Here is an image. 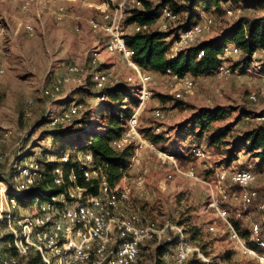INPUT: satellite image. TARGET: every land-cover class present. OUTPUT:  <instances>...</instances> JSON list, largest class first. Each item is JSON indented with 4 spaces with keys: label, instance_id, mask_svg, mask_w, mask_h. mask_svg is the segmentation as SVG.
<instances>
[{
    "label": "built area",
    "instance_id": "2783aa9c",
    "mask_svg": "<svg viewBox=\"0 0 264 264\" xmlns=\"http://www.w3.org/2000/svg\"><path fill=\"white\" fill-rule=\"evenodd\" d=\"M4 0H0V5ZM32 0H24L20 8L25 12ZM113 1V0H110ZM129 2L132 5H129ZM142 0H120L117 4L105 5L101 9L100 17L89 20L93 32L101 36V43L95 46L89 57L90 80L94 88L102 89L107 85L124 81L134 87L133 94L139 104L127 118V125L122 135L113 140L114 147L120 149L127 145L134 146V153L129 160V165L140 163L138 150L148 148L157 154L159 158L169 164L166 178L171 180L176 176H182L205 184L210 191L209 208L214 212L217 219L223 225L235 247L245 254L253 264H264V238L260 235L261 228L258 222H250L249 245L241 236L229 216L227 207L223 204L227 199L240 201L244 206L249 205L258 196V191L252 185L260 182L264 186V165L259 172L256 167H234L219 165L216 170L217 182L215 189L207 177L199 175L191 167H182L176 157L169 152L160 149L139 130V119L144 104L152 94L151 84L158 76L161 82L168 88L169 94L176 101H183L194 92L195 79L190 73L179 74L167 69L164 74H154L143 69L134 60V51L127 45L124 39L126 29L123 26L125 16L133 7H141ZM241 8H226L225 12L232 15L240 12ZM66 7L58 5L55 12L56 20H64ZM178 19V14L168 4L163 5L157 17L143 24H135L136 31L156 27L159 30H167ZM215 24L211 14L202 15L193 24L178 30L170 47L169 56L192 44L203 40L204 35L210 32ZM24 27L32 33L33 27L25 24ZM6 36V27L0 21V55L4 51L3 38ZM254 51L252 59L257 54ZM264 53V51H260ZM118 54L123 63L130 69L124 77H120L113 64L105 69H99L103 54ZM203 52L199 53V56ZM243 51L233 43H227L219 56L220 63L216 69L217 75H228L235 72L236 68L227 65L231 57H242ZM254 61V59H253ZM66 75L57 78L54 88L62 82H74L83 86L85 78L81 75L82 68L75 64L66 67ZM253 69L258 70L260 79L258 91L248 94L250 103L264 100V60L255 62ZM5 74V68L0 64V79ZM156 76V77H155ZM44 94L51 95L52 88L47 87ZM104 95L99 96L100 101ZM130 101L126 96L123 103ZM81 105L69 104L61 113H56L50 120L51 125L65 123L77 115ZM156 119L165 117L164 111L155 108L152 111ZM257 121H264V112L253 117ZM160 126H155L159 131ZM11 136L10 130L0 133V146L7 143ZM27 135H24L26 137ZM23 138V137H22ZM20 138V141L23 139ZM20 143V142H19ZM18 152L13 160L12 170L16 171L13 176L14 190L11 192L5 181L0 180V264H19L29 254L39 256L42 264H135L140 255L141 245L150 240H164L172 232L176 235L175 258L182 263L195 256L202 264H230L226 260L213 261L205 255L200 246L187 238L185 228L169 218L160 222H141L134 214L127 212L132 190H141L144 186L142 177L132 181L123 176L115 185H110L104 177L100 179L98 191L90 194L84 187L76 184L68 185L61 194L52 195L43 202L37 199L27 207L21 203L19 194L28 189L39 178L41 163L37 160L21 159L24 149L16 143ZM79 169L83 170L84 177L89 180L97 176V171L92 169V155L87 151L75 150ZM192 154L200 160L210 158V151L201 146L194 145ZM57 161H67L68 155L63 154L56 158ZM146 171V169L144 170ZM54 184L65 182L64 168L57 165L54 170ZM68 179L74 181L73 171L68 174ZM231 184H238L240 192L225 187L226 180ZM32 209L25 211V209ZM258 208L264 211V197L258 202ZM211 232H217L219 228L214 224L208 226Z\"/></svg>",
    "mask_w": 264,
    "mask_h": 264
},
{
    "label": "rangeland",
    "instance_id": "374dc122",
    "mask_svg": "<svg viewBox=\"0 0 264 264\" xmlns=\"http://www.w3.org/2000/svg\"><path fill=\"white\" fill-rule=\"evenodd\" d=\"M23 1L4 0L0 5V21L6 27V36L3 38L4 51L0 55V64L5 68V74L0 79V133L5 130L11 131L7 143L0 146V172L5 175L10 173L13 160L17 157V142L24 151L49 149L43 158L46 161H54L57 158L54 155L57 144L53 143L51 134L63 130L66 135H71L77 127H80L74 124V120H70L54 128L51 124L43 122L44 116L49 115L51 120L58 110L65 109L74 102L82 103L81 113L100 105L101 101L92 94L97 89L89 79L88 62L91 50L101 43V36L91 30L89 20L99 18L101 9L105 5H114L120 0H32L25 12L20 8ZM186 1L175 0L178 4ZM235 1L239 0H231L227 5L225 1L221 2L223 10L212 15L215 24L203 39L224 32L241 13L252 16L264 12V7H256L253 10L241 8L240 12L236 11L228 15L225 9L228 4L234 5ZM61 4L66 7L67 15L64 20H56L55 12ZM129 5L132 3L129 2L127 6ZM204 14L208 12H201V16ZM25 24L33 27L32 33L26 30ZM240 59L241 57H231L226 63L234 68ZM253 59L251 67L246 70L237 68L228 75L212 73L194 77V92L179 102L178 106H175L176 100L164 97L170 95L169 90L161 82L162 79L155 76V82L151 84L152 94L140 114L139 127L155 123L156 126H160V130L169 132L196 108L219 105L231 111L215 124L221 127L231 124L232 131L228 139L232 140L236 134L257 122L252 117L240 118L241 109L264 112V100L250 103L247 99L249 93L259 89L258 70L253 67L255 62L260 63L264 60V53L257 52ZM113 60L112 56L103 54L98 68H107ZM114 61L116 63L113 65H116L115 70L120 77L129 73V68L121 60ZM69 63L82 68L84 85L62 82L60 86L58 85L59 88L55 89L56 79L66 75V67ZM47 87L52 88L51 95L44 94ZM157 107L165 114L161 120L156 119L152 114L153 109ZM92 119L98 121L99 116H93ZM20 138L23 140L20 141ZM26 138L29 139L26 141ZM41 138L44 140L42 141ZM37 141H40L39 145L34 146ZM193 144L207 148L210 151V158L200 160L194 157L189 166L199 175L206 176L215 189L218 185L216 170L221 164V156L202 141H194ZM138 156L140 163L129 166L126 176L129 181L142 177L144 186L141 190H132L127 212L136 215L143 223L160 222L165 218L176 222L188 218L203 231L201 241H208V253L213 261L226 260L230 264H253L252 260L235 247L228 233L223 231L222 223L209 208L210 191L205 184L182 176L168 180L166 174L170 168L169 164L148 148H140ZM33 157L34 154L27 156L26 161ZM248 157L244 152L239 153L237 160L231 166L256 167V158L248 159ZM241 164L243 165L240 166ZM254 186L259 190L260 196L264 197V187L261 183L258 182ZM237 191L240 192V189ZM45 200L43 199V202ZM29 205L25 204L27 207ZM225 206L231 220L238 218L241 210L245 213L240 215L244 227L251 221L264 224V212L259 211L255 205L247 207L237 201ZM28 208L25 211L32 210ZM211 224L217 226L219 230L211 232L208 229ZM160 242L161 239L144 242L135 264H153L154 249ZM165 259L168 264H179L175 258V250L165 256Z\"/></svg>",
    "mask_w": 264,
    "mask_h": 264
},
{
    "label": "trees",
    "instance_id": "16d2710c",
    "mask_svg": "<svg viewBox=\"0 0 264 264\" xmlns=\"http://www.w3.org/2000/svg\"><path fill=\"white\" fill-rule=\"evenodd\" d=\"M222 1H225L226 5L227 2H231V0H187L185 3L178 4L175 0H142V6L131 8L123 22L126 29L124 39L134 51V60L143 69L154 74H164L167 69H170L179 74L190 73L193 77H196L215 73L224 46L227 43H233L244 53L239 63L234 65V68L249 69L253 62V52L257 50L264 51V12L252 16L241 13L224 32L181 49L173 57L169 56L170 47L178 30L196 22L201 17V12H208L211 15L222 12ZM238 2L235 1L234 5L228 4L226 8L236 9L240 7L253 10L256 7H264V0H239ZM165 4L170 5L178 14V19L173 26L167 30H159L156 27L141 31L134 29L135 24H143L157 17L160 8ZM200 52L203 53L199 56ZM133 92V86L120 81L107 85L102 89H97L96 92L92 93L96 98L102 95L106 97L96 108L81 113L82 103H77L81 105L79 112L70 120H74V124H78L80 127H77L71 135H66L63 130L54 131L51 134L53 143L57 144L54 155L59 157L67 154V161H46L43 156L47 154L46 152L49 149L24 151L21 159L34 154L33 159L41 163V167L39 178L28 189L19 194L18 198L21 203L25 205L34 202L35 199H48L52 195L61 194L71 184L84 187L88 193L94 194L98 191L102 177L112 186L118 183L129 167V160L134 153V146L127 145L118 149L114 147L112 142L125 131L127 118L139 104ZM126 96L130 97V101L123 103ZM164 97L173 99L172 95H165ZM179 102L181 101H177L175 106H178ZM62 110H58L57 113H61ZM230 111L219 105L201 106L192 111L177 127L171 128L169 132L164 130L155 131V123L139 127V130L160 149L172 153L182 167H191L189 164L194 159L192 154L193 142L202 141L221 156V164L231 166L237 160L238 154L244 152L249 156L248 159L256 158V168L260 172L264 165V121H257L230 140L228 135H231L232 125L228 124L221 127L215 124L217 120L224 118ZM259 113L261 112L243 108L240 110L239 117L253 118ZM96 115L99 116V120L93 121L92 117ZM42 120L44 123L50 124L49 115L44 116ZM65 123L52 125V127L57 128ZM28 139L26 138V141ZM41 139L44 140V138ZM37 142L34 146L39 145L40 141ZM74 149L91 153L92 169L97 171V176L89 180L84 177L83 170L78 167ZM57 165H61L65 173V182L59 185L54 184L53 170ZM70 171H73L75 177L73 182L68 179ZM15 174L16 171L13 170L8 175L0 172V180L7 183L11 192L14 190L12 180ZM225 186L233 191L240 189L238 184H231L228 179ZM252 187L255 186L252 185ZM257 191V198L247 207L255 205L261 211L258 208V202L263 197L260 196L258 189ZM233 202L235 201L227 199L223 204L229 205ZM241 214L245 213L241 210L239 217L232 221L241 236L246 239L249 245H252L253 243L249 238L250 222L244 227L240 217ZM189 220L185 218L176 222L185 228L187 238L199 245L203 253L209 256L208 241H201L203 231L199 225L191 223ZM259 225L261 228L260 235L264 238V224ZM175 246L176 235L170 232L169 236L161 240L155 247L153 264H168L165 256L172 254ZM19 264H42V262L38 255L31 253ZM179 264L202 263L200 259L193 256Z\"/></svg>",
    "mask_w": 264,
    "mask_h": 264
},
{
    "label": "crops",
    "instance_id": "0c3cea01",
    "mask_svg": "<svg viewBox=\"0 0 264 264\" xmlns=\"http://www.w3.org/2000/svg\"><path fill=\"white\" fill-rule=\"evenodd\" d=\"M108 55L112 56L114 60L118 59V60H121V62H123L122 58L118 54H114V53L112 54L111 53V54H108ZM114 60L111 62V64H115L116 63ZM69 64H73V63H69ZM129 72H130V69H129ZM126 174H127V171L125 172V175H124L127 178Z\"/></svg>",
    "mask_w": 264,
    "mask_h": 264
}]
</instances>
